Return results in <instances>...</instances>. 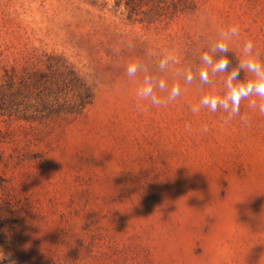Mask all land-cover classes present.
Returning <instances> with one entry per match:
<instances>
[{
	"label": "rangeland",
	"instance_id": "374dc122",
	"mask_svg": "<svg viewBox=\"0 0 264 264\" xmlns=\"http://www.w3.org/2000/svg\"><path fill=\"white\" fill-rule=\"evenodd\" d=\"M182 1L171 17L134 20L115 0H0V79L53 53L93 93L77 114L0 115V248L17 264H264V115L248 100L247 125L191 111L202 92L223 94L244 42L264 61V0ZM230 25L239 38L213 53ZM204 52L230 61L208 85ZM167 53L179 63L161 70ZM145 75L180 96L138 100Z\"/></svg>",
	"mask_w": 264,
	"mask_h": 264
},
{
	"label": "clouds",
	"instance_id": "9594fccd",
	"mask_svg": "<svg viewBox=\"0 0 264 264\" xmlns=\"http://www.w3.org/2000/svg\"><path fill=\"white\" fill-rule=\"evenodd\" d=\"M240 29L238 25H230L224 29V35L218 39L213 47V53H227L230 38H239ZM254 44L251 40L243 43L242 58L238 67L228 72L226 79L223 81L224 92L222 95L213 93H201L199 102L194 105L191 111L196 114L202 109H208L212 113L222 111L226 114L224 123L227 124L237 116H241V102L248 100V108L256 110L259 114L264 115V61L260 59L259 51H254ZM119 54V49L115 50ZM179 60L169 53L159 57V68H167L169 64L176 65ZM229 59L226 55H220L214 59L213 55L208 52L200 56V68L198 70V80L201 85H208L210 73L212 75L225 73L229 67ZM126 75L131 79L136 77L140 72L139 63L129 61L125 68ZM241 71L245 72L250 78L241 79ZM197 79V74L189 68L184 72V81L192 84ZM181 94V88L178 83L171 86L163 78L145 75L136 88V98L140 101L147 102L154 107L166 106L174 102ZM241 123L247 125L248 117L241 116ZM202 131L206 133L207 127L204 126ZM17 264L11 253H6L0 248V264Z\"/></svg>",
	"mask_w": 264,
	"mask_h": 264
},
{
	"label": "trees",
	"instance_id": "16d2710c",
	"mask_svg": "<svg viewBox=\"0 0 264 264\" xmlns=\"http://www.w3.org/2000/svg\"><path fill=\"white\" fill-rule=\"evenodd\" d=\"M127 17H171L185 8L182 0H115ZM146 6V9L143 7ZM42 67L24 66L20 72L5 70L0 79V115L59 117L80 113L93 93L63 57L45 53Z\"/></svg>",
	"mask_w": 264,
	"mask_h": 264
}]
</instances>
